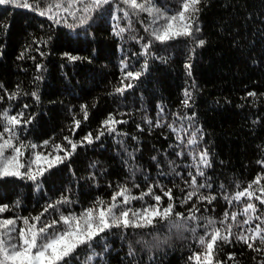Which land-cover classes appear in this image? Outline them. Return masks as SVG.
I'll list each match as a JSON object with an SVG mask.
<instances>
[{"label":"trees","instance_id":"16d2710c","mask_svg":"<svg viewBox=\"0 0 264 264\" xmlns=\"http://www.w3.org/2000/svg\"><path fill=\"white\" fill-rule=\"evenodd\" d=\"M29 2L38 10L0 5V131L7 124L4 112L21 119L15 128L17 143L25 145L23 157L31 160L38 151L64 157L55 145L71 151L65 137L76 149L36 173L35 180L0 176V207L7 206L0 220L31 218L49 204L55 207L44 213L41 223L59 220L61 213L79 215L97 200L107 204L122 186L134 196L151 187L161 196V210L173 203L169 220L157 219L143 228H112L91 248H79L68 264H207L204 253L213 229L226 234L228 223L237 235H255V241H248L253 248L236 235L231 242L218 240L212 264H264V251L253 250L264 249V232L246 231L264 226V204L255 199L264 187V166L258 163L264 161V0H201L193 25L200 30L164 42L154 38L153 30L177 13L183 0H138L151 12L133 10L123 0L99 5L77 0L71 7L67 0ZM49 6L52 10L41 16L39 10ZM200 39L203 46L197 44ZM127 72L140 75L128 77ZM110 114L124 123L105 126ZM109 127L116 131L109 132ZM193 131L198 143L188 145ZM89 133L92 143L84 140ZM202 150L208 152V166L200 165L204 175L197 182L205 187L185 203V194L193 190L185 182L190 181L189 172L196 174ZM258 175L260 182L254 184ZM249 184L252 199H233ZM169 189L171 201L164 195ZM200 195L215 199L200 201ZM64 198L69 202L57 203ZM247 203L258 209L249 211V224L238 227L230 218L220 223L225 212L238 213V221L247 219ZM149 204H156L150 195L122 207L135 210ZM172 223L185 227L177 229ZM15 227H24L23 220L17 219Z\"/></svg>","mask_w":264,"mask_h":264},{"label":"snow or ice","instance_id":"6c2138e0","mask_svg":"<svg viewBox=\"0 0 264 264\" xmlns=\"http://www.w3.org/2000/svg\"><path fill=\"white\" fill-rule=\"evenodd\" d=\"M77 2V0H67L68 6L71 7ZM82 2V0H81ZM109 0H93V3L96 5L107 4ZM124 4L129 5L133 10L148 11L151 12V8H146L144 4L139 3L138 0H123ZM201 3V0H183L180 10L177 13L165 17L166 23L161 25L159 28L153 30V36L156 40L161 42L175 39L180 36H193L194 32H198L199 28H194L195 14L199 12L197 7ZM15 5L18 7H23L31 10H38V5L30 3L29 0H0V5ZM55 7H62L61 3H56ZM51 6L40 9L39 14L41 16L46 15L50 12ZM65 11H68V8H64ZM74 15V14H73ZM125 16H128L129 13L125 12ZM50 19L53 17H49ZM178 21V23H176ZM56 23H60L57 19ZM147 30V29H146ZM121 32L124 31L123 28L120 29ZM198 46H203L205 41L203 39L198 40ZM149 45H145V48ZM70 59H77V57H70ZM189 69L191 65H186ZM191 73L189 72V75ZM128 77L138 78L140 73L127 72ZM129 87L131 85H128ZM2 87V86H0ZM118 92H122L123 88H118ZM15 94H9V98H14ZM36 96L35 93L32 94ZM248 95L253 96L255 93H249ZM185 96L190 98V93L185 91ZM38 99V97H36ZM2 99V97H0ZM188 100L185 99L184 104L187 105ZM27 107V105H25ZM82 106V110H83ZM163 113V109H161ZM22 113L20 116L22 117ZM3 117L7 120V124L4 125L3 130L0 131V176H19L22 173L19 171L21 168H25V164L20 162V157L23 155L22 149L25 148V145L22 142L17 143L18 136L15 132V128L21 124V119L17 116H9L7 112L3 113ZM84 118L87 119V112L85 111ZM75 127L78 128L80 121H75ZM114 123H124V121L115 120L111 114L108 119L103 122L105 126ZM149 123H152L149 121ZM156 127H160L159 121L156 122ZM171 127V125H169ZM173 131H177L175 128ZM109 132H115L116 129L109 127ZM187 133V129L184 130ZM198 131V130H197ZM7 134V136L5 135ZM103 132H100V135H103ZM99 139V136L96 137ZM65 140L68 141V144L71 146V151L63 148L61 145H55V148L59 151L65 152L64 157H57L59 161L62 162L63 159L67 158L72 154L76 149V143H74L68 137H65ZM88 143H92V134L89 133L84 137ZM183 143V141H181ZM82 143V142H81ZM198 140L196 137V131H193L190 135V138L187 140L188 145H197ZM45 145L48 144V141L44 142ZM32 148H36L37 145H30ZM11 151V154L6 155V153ZM195 151V149H193ZM181 155V153H177ZM42 154L36 153V158L40 159ZM48 157H44L47 159ZM155 159V157L153 158ZM194 160L197 159L196 156L193 157ZM264 166V161H258ZM200 165L208 166V152L207 150H202L198 153V164L196 166V174L189 172L190 181H186L193 190L187 192L184 196V202L187 203L193 197L197 196V192L200 188L205 187L203 184H198L197 176H203L204 173L200 168ZM51 166V165H50ZM42 171V170H41ZM31 168L28 167L27 171L23 175H28V178L35 180L34 175H30ZM261 177L258 175L253 183L259 184ZM252 184H249L248 188L244 191L237 192L235 197L236 201H239L241 197L247 195L249 199H252L255 196V193L249 191L252 188ZM138 187V186H137ZM261 195L255 196L256 200H259L261 204H264V187L259 189ZM152 196L156 201V204H149L142 209L133 210L130 207H122L130 204L132 200L140 199L143 200L145 196ZM164 195L168 197L169 201L173 199L171 189L164 192ZM118 198H120V203H117ZM200 201H207L211 203L215 197H209L200 195L198 197ZM228 199V197H225ZM161 201L160 195H155L151 187L147 192L141 193L140 196L131 195V191L126 186H122L118 191L114 192L111 201L105 204L102 200H97L96 205L84 209L79 215L69 213L68 215L60 214L59 220H51L49 222L41 223V218L44 213L48 211L49 208H54L55 205L49 204L42 213L37 216L28 218V217H17L16 219H4L0 220V264H68L70 258L74 257L77 253V250L82 246L92 247L93 241L101 236V234L106 233L112 228H143L154 225L157 219L169 220L173 214V203H168L167 207L161 210L159 208V203ZM67 203L69 202L67 198H64L63 201H57V203ZM232 201L229 200V203ZM7 206L0 207V213L5 211ZM198 210V209H197ZM249 211L255 213L258 211L256 205L253 203H247L243 209V214L248 218L243 221H238V213L228 212L224 213V219L220 221L221 224H225V221L229 218L236 222L238 227H242L243 224H249L252 220V216L249 215ZM178 219L183 218V214L175 213ZM190 219H196L195 215L189 217ZM22 219L24 227H20L18 230L15 227L16 220ZM257 220H261V216H256ZM211 224L212 222L209 221ZM264 223V222H262ZM62 224L63 227L57 230L56 226ZM172 227L177 229L184 228L185 225L182 223H172ZM233 224L228 223L225 225L223 231L226 234H221V229L214 228L210 239L206 244V252L204 253V259L207 261V264H212L213 250L218 240H223L225 242H231L230 237L236 235L238 240L243 241L248 245L249 248H253L252 243H248L251 239L255 241L256 236L253 235L249 237L241 231L238 235L233 233ZM246 231L259 234L264 232V226L262 224H257L255 229L248 228ZM15 233V235L13 234ZM147 244V241H142ZM200 243L205 244V238L201 237ZM260 243L264 244V236L260 237ZM254 251L260 252L264 251L261 248H254ZM132 254V249L130 247V255ZM196 259H200V254H196ZM229 259H232V256H229ZM216 264H222V262L217 261Z\"/></svg>","mask_w":264,"mask_h":264},{"label":"rangeland","instance_id":"374dc122","mask_svg":"<svg viewBox=\"0 0 264 264\" xmlns=\"http://www.w3.org/2000/svg\"><path fill=\"white\" fill-rule=\"evenodd\" d=\"M23 155L19 158L20 162L22 164H25L26 169L25 168H21L19 171L22 173V175L19 176H26L28 177V175H23V173H25L27 171V168L30 167L31 168V172L30 175H34L36 176V173L38 174L41 170L46 169L47 167H49L50 165H56L58 164L60 161L57 159V157H60V154H54V155H49V154H45L42 152H37L42 154L40 159L36 158V154L33 156L34 159L31 160L30 158H26L23 157L25 155V150L22 149ZM11 154V152H10ZM44 157H48L47 159H44Z\"/></svg>","mask_w":264,"mask_h":264}]
</instances>
